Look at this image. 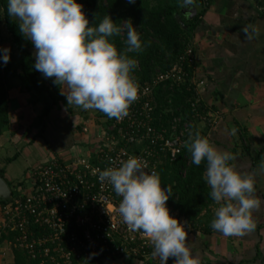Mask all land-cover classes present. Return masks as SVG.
I'll list each match as a JSON object with an SVG mask.
<instances>
[{
  "label": "crops",
  "instance_id": "obj_1",
  "mask_svg": "<svg viewBox=\"0 0 264 264\" xmlns=\"http://www.w3.org/2000/svg\"><path fill=\"white\" fill-rule=\"evenodd\" d=\"M191 46L195 68L190 83L207 117L215 118L210 127L199 123L203 137L216 148L233 154L235 159L229 163L237 172L254 174L256 195L264 200V174L259 172L264 162L263 8L257 0H210ZM14 82L19 86L17 78ZM19 90L8 93L9 123L0 135V169L6 181L19 183L22 191H28L32 165L52 157L68 160L74 155H91L107 116L98 110L85 111L67 104L61 94L66 93L63 85L61 98L52 106L49 100L42 102L44 94L32 102L27 93ZM46 107L49 109L43 114ZM217 207L212 201L200 220L187 223V244L200 264H264V206L253 212L254 231L239 237H226L211 229ZM172 214L178 221H185ZM1 237L2 234L0 264H13L10 240ZM105 264L149 263L114 258Z\"/></svg>",
  "mask_w": 264,
  "mask_h": 264
},
{
  "label": "clouds",
  "instance_id": "obj_2",
  "mask_svg": "<svg viewBox=\"0 0 264 264\" xmlns=\"http://www.w3.org/2000/svg\"><path fill=\"white\" fill-rule=\"evenodd\" d=\"M134 4L135 0H127ZM189 3L192 0H188ZM76 0H7V15L18 22L20 34L35 48L34 69L45 79L63 85L67 104L83 110H98L109 119L122 120L138 99L139 85L132 75L143 44L132 23L122 29L106 15L96 26ZM126 31L127 45L117 50L111 37ZM10 49L0 48V61L7 65ZM235 129L232 134H235ZM191 162L206 163L205 180L213 201L218 205L211 229L222 235L243 236L254 231L253 212L264 206L256 195L254 174H241L229 163L235 159L210 143L199 131L189 133ZM147 161L129 156L119 166L98 170V180L107 182L121 198L117 211L122 222L133 232H142L153 247L160 264H200L187 244V221L170 216L166 206L173 196L172 187L161 185L155 170L148 171ZM264 174V162L259 165Z\"/></svg>",
  "mask_w": 264,
  "mask_h": 264
},
{
  "label": "built area",
  "instance_id": "obj_3",
  "mask_svg": "<svg viewBox=\"0 0 264 264\" xmlns=\"http://www.w3.org/2000/svg\"><path fill=\"white\" fill-rule=\"evenodd\" d=\"M201 1L203 6L209 3ZM185 55L191 66V48ZM187 57L183 55L180 63ZM180 63L158 74L151 84L138 83V99L128 116L122 120L106 117L91 155H74L68 160L52 157L29 168V190L22 192L18 187L17 196L0 205V235H11L12 248L39 264H105L114 258L160 264L143 233L131 231L122 222L117 211L121 198L110 184L98 180V170L119 166L120 161L136 156L147 161L148 171H157L163 161H173L182 151L190 122H204L208 127L215 122L214 117L198 112L192 121H184L180 130L179 118H175L169 134L152 125L148 98L152 85L167 77L176 83L192 82L193 76L182 70ZM169 214L173 216L170 210ZM167 264H173V259Z\"/></svg>",
  "mask_w": 264,
  "mask_h": 264
},
{
  "label": "trees",
  "instance_id": "obj_4",
  "mask_svg": "<svg viewBox=\"0 0 264 264\" xmlns=\"http://www.w3.org/2000/svg\"><path fill=\"white\" fill-rule=\"evenodd\" d=\"M264 11V0H257ZM81 4L82 11L89 20V26L98 25L106 16H110L115 24L122 29L126 23H132L140 35L143 44L139 53L128 55L137 60V67L132 75L140 85L151 84V81L160 73L171 71L180 63V58L185 55L190 47L194 31L201 23L207 6L202 5L201 0H135L129 4L127 0H76ZM189 5L195 9L192 17H186L182 8ZM7 0H0V48H3V35L1 21L6 33L10 37L13 50L17 53L16 66L9 60L7 65L0 61V135L9 123V86L7 78L15 77L19 81L20 92L27 93L30 101L44 94L42 102L50 101L51 106L61 98L60 86L53 83L54 78L45 79L41 73L33 67L35 62V48L30 41L19 32L18 22L7 15ZM175 14H179L182 22H178ZM118 52L126 49V31L110 38ZM194 58H192L193 60ZM182 70L192 75L195 68L194 62L190 66L188 57L180 63ZM195 87L188 81L176 83L170 77L157 82L151 87L148 98L152 104L150 111L151 123L156 128L164 129L170 133L169 126L175 118H179V128L184 121H192L194 113L207 115L202 101L199 99ZM32 98V99H31ZM196 99H198L196 101ZM193 104V106H192ZM46 107L43 114L47 113ZM194 109V110H193ZM191 123V122H190ZM189 123V130L183 140L186 141L182 151L176 155L173 161L165 160L157 171L161 178V185L172 187L173 196L169 198L167 208L176 213L177 217H183L188 224L195 223L205 214L209 204L213 201L209 193L210 187L205 180L206 163L197 166L191 162V154L188 150L189 134L199 131L203 136L199 123ZM0 177L5 180L3 170L0 169ZM11 197L17 196L18 184L6 181ZM6 202L0 200V205ZM1 238L9 239L11 235H2ZM13 264H39L31 260L22 250L13 248Z\"/></svg>",
  "mask_w": 264,
  "mask_h": 264
},
{
  "label": "rangeland",
  "instance_id": "obj_5",
  "mask_svg": "<svg viewBox=\"0 0 264 264\" xmlns=\"http://www.w3.org/2000/svg\"><path fill=\"white\" fill-rule=\"evenodd\" d=\"M1 29H2V35L4 36L3 37L2 46H3V48L7 47V48L10 49V59L9 60L12 62V65L15 67L16 66V62H17V59H18V56H17V53L13 50V47H12V45L10 43V37H9L8 33H6V30L4 28V24H3L2 21H1ZM15 79H16L15 77L7 78V82H8V86H9V90H10L9 93H18V90L20 89V87L17 86L18 84H16L17 82H14ZM18 163L19 162L17 161V164ZM17 171H19V168L18 167H17ZM22 171H23V167L20 169V174L21 175H22ZM19 179L20 180H23L22 179V176L19 177Z\"/></svg>",
  "mask_w": 264,
  "mask_h": 264
},
{
  "label": "water",
  "instance_id": "obj_6",
  "mask_svg": "<svg viewBox=\"0 0 264 264\" xmlns=\"http://www.w3.org/2000/svg\"><path fill=\"white\" fill-rule=\"evenodd\" d=\"M183 12H186L188 14V17H192L195 14V9L191 6L186 7V9L183 10ZM176 20L178 22H182L181 17L179 14L174 15ZM12 199L10 189L6 182L0 177V200L4 202H10Z\"/></svg>",
  "mask_w": 264,
  "mask_h": 264
}]
</instances>
